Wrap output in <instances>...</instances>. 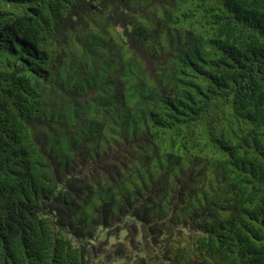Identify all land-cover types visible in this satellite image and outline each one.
I'll use <instances>...</instances> for the list:
<instances>
[{
	"label": "trees",
	"instance_id": "trees-1",
	"mask_svg": "<svg viewBox=\"0 0 264 264\" xmlns=\"http://www.w3.org/2000/svg\"><path fill=\"white\" fill-rule=\"evenodd\" d=\"M264 264V0H0V264Z\"/></svg>",
	"mask_w": 264,
	"mask_h": 264
},
{
	"label": "rangeland",
	"instance_id": "rangeland-1",
	"mask_svg": "<svg viewBox=\"0 0 264 264\" xmlns=\"http://www.w3.org/2000/svg\"><path fill=\"white\" fill-rule=\"evenodd\" d=\"M106 264H117L116 262H111V260L109 259ZM123 264H133L132 259H125ZM142 264V263H141Z\"/></svg>",
	"mask_w": 264,
	"mask_h": 264
}]
</instances>
